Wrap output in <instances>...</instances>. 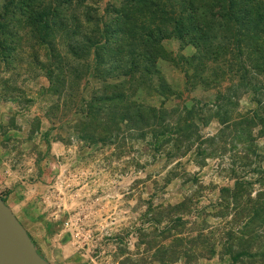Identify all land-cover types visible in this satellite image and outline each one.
<instances>
[{"label":"rangeland","instance_id":"rangeland-1","mask_svg":"<svg viewBox=\"0 0 264 264\" xmlns=\"http://www.w3.org/2000/svg\"><path fill=\"white\" fill-rule=\"evenodd\" d=\"M4 1L8 8L0 26V196L52 264H160L153 259L155 243L168 220L162 217L153 228L148 218L178 203L186 207L176 214L185 220L179 227L187 230L202 220L213 227L219 220L212 215L219 187L231 185L233 174L255 175L237 163L247 154L255 163V157L263 159L264 166V135L251 116L255 109L264 118V105L257 106L249 92L223 106L228 120L251 116L244 123L251 127L252 146L260 156L240 143L215 147L211 156H196L193 146L171 155L169 144L155 149L148 134L137 136L115 124V111L112 136L90 139L91 130H102L104 123L100 116L86 124L80 121L84 100L90 92L108 89L101 90V81L85 70L83 59L68 54V44L80 40L79 31L68 20L59 26L49 15L48 27L37 21L51 14L47 7L59 0H0V12ZM106 1L98 0V5L103 8ZM24 2L32 3L29 16ZM71 4L62 3L60 10H69ZM162 43L167 55L157 59L158 73L174 84L162 102L168 110L190 105L193 97L209 105L217 93L236 88L233 70L213 62L202 71L188 67L178 54L191 51L189 45L181 46L175 38ZM193 72L209 83H195ZM253 75L264 86V73ZM155 82L133 88L131 98L158 104L162 95L153 90ZM260 91L264 98V87ZM212 110H203L200 121L195 119L201 138L221 127ZM261 128L264 131V124ZM221 262L214 254L191 264ZM171 264L186 263L177 259Z\"/></svg>","mask_w":264,"mask_h":264},{"label":"trees","instance_id":"trees-1","mask_svg":"<svg viewBox=\"0 0 264 264\" xmlns=\"http://www.w3.org/2000/svg\"><path fill=\"white\" fill-rule=\"evenodd\" d=\"M62 3L72 4L69 10H60ZM106 3L101 8L98 0H59L47 7L51 14L46 12L42 20H37L45 27L49 26L48 15L59 26L66 25L68 20L80 34V40L68 44V54L83 59L85 70L101 81V90L108 89L90 92L84 100V120L80 121L86 124L100 116L104 123L100 124L102 130H91L90 139L112 136L110 121L115 111V124L137 136L148 134V143L155 149L169 144L171 155L183 154L193 146L196 156H211L215 147L224 149L226 143L230 146L240 143L254 157L260 156L252 146L251 127L244 121H250L251 116L257 118V131L264 135L263 115L254 109L250 117L228 120L223 105L244 92L250 93L257 106L264 105L260 91L264 86L253 78V74L264 73V0H110ZM22 6L27 8L23 11L29 16L32 3L24 2ZM7 8L4 1L0 26ZM166 38H175L181 46L189 45L191 51L178 54L188 67L202 71L207 62H213L233 70L236 88L232 91L228 88L226 94L217 93L209 105L205 101L198 104L200 99L193 97L188 106L182 103L172 110L165 108L163 99L174 84L160 76L156 63L167 55L162 43ZM53 55H58L57 49ZM191 76L195 83H209L204 75L193 72ZM150 80H156L153 90L162 95L158 104L131 98L133 88L148 86ZM212 108L221 127L215 134L201 138L195 119L201 118L203 110ZM255 159L256 163L245 154L243 161L237 163L240 169L247 167L249 173H255L254 176L233 174L231 185L219 187L212 212L219 220L213 227L203 220L187 230L179 227L185 220L176 214L186 207L178 203L169 204L165 213L155 212L148 218L153 228L162 217L168 220L164 234L155 243L157 253L153 259L160 264H171L177 259L191 264L198 257L216 254L222 261L219 264H264V166L260 162L263 159Z\"/></svg>","mask_w":264,"mask_h":264},{"label":"water","instance_id":"water-1","mask_svg":"<svg viewBox=\"0 0 264 264\" xmlns=\"http://www.w3.org/2000/svg\"><path fill=\"white\" fill-rule=\"evenodd\" d=\"M0 264H51L0 196Z\"/></svg>","mask_w":264,"mask_h":264},{"label":"crops","instance_id":"crops-1","mask_svg":"<svg viewBox=\"0 0 264 264\" xmlns=\"http://www.w3.org/2000/svg\"><path fill=\"white\" fill-rule=\"evenodd\" d=\"M8 204V203H7ZM10 207V206H9ZM11 208V207H10ZM12 210V209H11ZM27 230V229H26ZM28 232V231H27ZM31 237V236H30ZM31 239L33 240V238L31 237ZM35 243V242H34ZM46 258V257H45ZM47 259V258H46ZM50 263L51 261L49 259H47ZM52 264V263H51Z\"/></svg>","mask_w":264,"mask_h":264}]
</instances>
